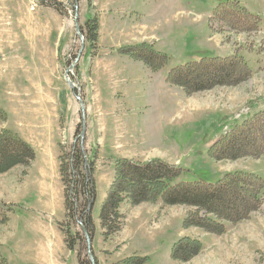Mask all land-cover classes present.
<instances>
[{"label":"rangeland","instance_id":"374dc122","mask_svg":"<svg viewBox=\"0 0 264 264\" xmlns=\"http://www.w3.org/2000/svg\"><path fill=\"white\" fill-rule=\"evenodd\" d=\"M228 1L259 16L261 30L240 32L213 18ZM31 2L0 0V104L7 112L0 131L11 129L36 148L51 140L59 166L82 150L97 188L91 242L96 264H124L130 256L146 257L144 264H264V199L250 217L225 222L223 234L184 227L186 218L204 210L160 201L123 202V227L107 240L99 221L114 163L123 158L179 167L171 184H215L233 171L264 180V156L219 161L209 152L224 133L264 109V0H78L83 39L74 23L75 0H39L36 8ZM90 20L98 28L94 40L86 37ZM141 44L166 55V65L154 70V59L149 64L125 52ZM235 53L252 71L239 85L187 93L166 80L175 67ZM27 171L17 166L0 176L2 255L10 264H79L80 252L81 261L91 263L80 220L66 219L60 172L56 178L51 166L46 192L36 195L29 177L37 171ZM243 193L250 201L251 193ZM60 226L80 234L73 250ZM182 238L200 241L202 248L185 260L172 259Z\"/></svg>","mask_w":264,"mask_h":264},{"label":"trees","instance_id":"16d2710c","mask_svg":"<svg viewBox=\"0 0 264 264\" xmlns=\"http://www.w3.org/2000/svg\"><path fill=\"white\" fill-rule=\"evenodd\" d=\"M212 17L220 19L223 24L240 32L261 30L259 16L250 14L236 1L221 3ZM239 19L244 23L241 24ZM85 27L87 29L86 37L90 40L96 39L95 33L98 29L96 22L87 21ZM146 47L145 44L130 46L125 52L149 64L151 59H154L156 62L153 69H162L167 63V56L154 50L148 52ZM169 71L166 78L169 84L179 86L187 93L200 92L214 86H236L241 83L242 79L249 78L252 73L245 59L236 53L226 57H205L200 61L189 62ZM6 120L7 112L0 104V122ZM258 141L260 144L257 143ZM209 152L219 161L246 156L254 158L264 156V109L257 111L252 117L244 119L230 132L224 133L210 147ZM73 155V160L67 164L62 161L59 166L61 180L65 185L63 193L66 219H79L92 238L94 229L92 212L97 198V188L91 172L85 166L82 150L74 152ZM35 156L34 148L18 133L7 128L1 129L0 175L17 166L29 167ZM63 157L61 156L60 159L62 160ZM114 165L115 176L106 190L99 212L100 226L105 240L121 231L125 216L121 213L120 208L125 201H128L132 206L142 201L155 203L160 201L165 205L182 204L201 211L204 210L205 214L201 217L196 214L188 220L186 218L183 222L184 227L195 226L210 233L223 234L227 229L225 222L238 223L245 217H250L252 210H255L256 206L264 199V180L254 173L228 172L215 184H205L200 181L171 184L170 182L177 178L182 170L160 159L139 164V162L123 158L117 160ZM71 186L72 191H70ZM245 190L251 193L252 200L247 201L244 195L241 196ZM231 191L233 197L227 198L228 200L223 199L225 196L228 197L227 193ZM237 203L242 205L239 209L236 208ZM61 229L65 233V244L70 250H73L76 244L75 240L80 239V234L78 231L70 232V229L64 227ZM184 241L194 244H192L193 246L183 245ZM201 248L200 241L182 238L173 245L170 254L172 259L185 260L186 257L194 256L196 251ZM80 256L79 252L77 256L79 264H91L87 260L81 261ZM145 261L146 257L144 256H130L123 263L144 264ZM0 264H10L1 252Z\"/></svg>","mask_w":264,"mask_h":264},{"label":"crops","instance_id":"0c3cea01","mask_svg":"<svg viewBox=\"0 0 264 264\" xmlns=\"http://www.w3.org/2000/svg\"><path fill=\"white\" fill-rule=\"evenodd\" d=\"M26 140V139H25ZM51 140H48L44 145H40L41 148H35V155L36 158L34 160V162L32 163V165L29 168V171H27L26 175H30L32 173V170H36L37 171V177L36 178H31L32 182L35 184V186L37 187L36 189V195H38L39 192L42 191V193L46 192V189L49 186V176H48V169L51 168V166L53 167V171L55 173L56 178H60L59 177V160H58V148L56 147V145H53L50 143ZM11 173L7 172L5 174H1L0 176H8ZM25 175V179L28 178ZM64 189L62 186V193H63ZM64 195V193H63ZM3 196L0 194V197ZM24 199V198H23ZM12 201V200H11ZM11 201H5L6 203H9ZM13 202L19 204L18 201L13 200ZM12 220V216L10 217Z\"/></svg>","mask_w":264,"mask_h":264},{"label":"water","instance_id":"95a60500","mask_svg":"<svg viewBox=\"0 0 264 264\" xmlns=\"http://www.w3.org/2000/svg\"><path fill=\"white\" fill-rule=\"evenodd\" d=\"M78 0H75V10H76V13H75V27L77 28V33L79 34V36H81V38L83 39V35H82V32H81V28H80V25H79V23H77V22H79L78 21ZM70 71V69H67L66 70V79H67V81L69 82V85H70V87L73 89L74 87H76V84H75V82L74 81H72L69 77H68V72ZM78 99H80V97L78 96L77 97ZM81 100V99H80ZM80 104H81V107H82V110L84 111V105H83V102L82 101H80ZM84 126H85V123H84ZM83 126V130H82V138H83V136L85 135V133H86V127H84ZM87 229H85V228H83L82 229V231H83V233H84V235H85V237H86V239H87V241H88V254H89V258H90V261H91V264H96V262H95V259H94V257H93V253H92V245H91V242H92V238H90V236H89V233H88V231H86Z\"/></svg>","mask_w":264,"mask_h":264},{"label":"built area","instance_id":"2783aa9c","mask_svg":"<svg viewBox=\"0 0 264 264\" xmlns=\"http://www.w3.org/2000/svg\"><path fill=\"white\" fill-rule=\"evenodd\" d=\"M36 5H37L36 0H33L32 1V7L34 8V7H36Z\"/></svg>","mask_w":264,"mask_h":264}]
</instances>
